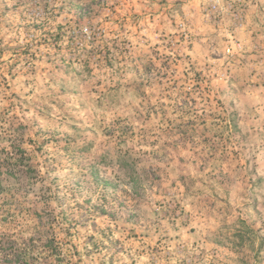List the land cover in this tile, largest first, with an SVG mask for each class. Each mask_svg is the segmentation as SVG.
Returning <instances> with one entry per match:
<instances>
[{
	"label": "rangeland",
	"instance_id": "1",
	"mask_svg": "<svg viewBox=\"0 0 264 264\" xmlns=\"http://www.w3.org/2000/svg\"><path fill=\"white\" fill-rule=\"evenodd\" d=\"M0 264H264V0H0Z\"/></svg>",
	"mask_w": 264,
	"mask_h": 264
}]
</instances>
